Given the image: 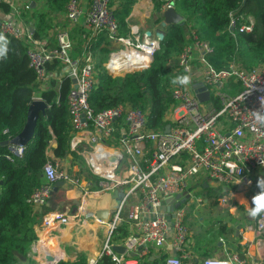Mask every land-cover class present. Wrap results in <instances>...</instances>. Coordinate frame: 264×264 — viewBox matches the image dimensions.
I'll return each instance as SVG.
<instances>
[{
	"label": "built area",
	"instance_id": "1",
	"mask_svg": "<svg viewBox=\"0 0 264 264\" xmlns=\"http://www.w3.org/2000/svg\"><path fill=\"white\" fill-rule=\"evenodd\" d=\"M2 2L5 0H0ZM172 8L174 0H167L161 10ZM17 17L0 21V33L26 46L28 67L35 74L39 90L46 88L52 75L56 77L47 72V66L54 62L61 66L58 80L75 81L67 95L73 130L70 151L84 166V172L78 170L72 174L58 162L47 161L42 169L44 183L27 203L36 209L43 207L57 182L69 189H82L78 214H48L41 227L55 231L73 225L81 230L90 222L104 230L106 238L101 252L86 264H96L101 257L113 264H147L155 260L157 254L150 249L162 248L170 233L174 255L166 257L163 264H183L188 258L187 201L171 213L162 209L166 199L177 195L190 198L191 182L197 184L203 177L223 189L219 201L227 207L234 205V191L248 190L252 199L261 194L257 180L264 177V123L256 120L255 113L264 112V62L246 69L232 59L226 68L218 70L208 61L212 53L209 43L188 30L187 44L172 65L181 76H190L191 82L198 69V80L188 85H172L173 106L167 112L169 123L166 125L169 129L153 131L147 126L145 112L123 105L97 112L90 106L89 96L95 88L97 70L91 47L99 38L104 37L119 47L101 64L107 76L117 71L107 68L112 55L116 54L129 52L134 57L145 56L148 62L141 68L148 66L159 48L156 38L141 39L135 30L121 35L109 0H88L86 6L83 0H69L64 15L69 30L56 34L52 46L34 39L31 29L21 25ZM81 25L89 31V38L82 45L80 57L76 58L69 32ZM230 26L233 29L234 23ZM253 27L254 20L248 16L239 31L250 33ZM194 84L206 88L207 101L199 102ZM36 101L42 100L34 97L32 102ZM23 152L24 147L8 148L4 159L12 163L14 158H21ZM119 189L124 198L107 222L98 220L94 212L85 208L87 195L113 193ZM122 226H126L127 235L121 243L123 253L117 254L112 250L110 237ZM241 231L264 235V212L242 223ZM38 242L37 237L26 255L27 260L38 264L67 261L63 252L39 250ZM47 258L52 260L48 262ZM202 264L263 263L249 261L242 251L229 253L226 262L207 258Z\"/></svg>",
	"mask_w": 264,
	"mask_h": 264
},
{
	"label": "trees",
	"instance_id": "2",
	"mask_svg": "<svg viewBox=\"0 0 264 264\" xmlns=\"http://www.w3.org/2000/svg\"><path fill=\"white\" fill-rule=\"evenodd\" d=\"M68 1L31 0L33 7L26 4L27 8L24 6L17 12L18 21L26 20L23 26L31 23L33 38L45 40L48 46H52L55 36L48 37L47 31L53 21L61 20L65 15L64 7ZM135 1L109 0L121 35H124L121 30L123 19ZM166 1L151 0L158 13ZM174 10L183 18V24L160 27L163 39L148 66L126 74L123 79H113L103 73L101 66H97L95 88L89 96V104L95 111L118 105L137 108L146 113L149 129H164L169 123L167 112L173 106L171 81L181 76L172 63L187 44L188 30L209 43L212 53L208 61L218 70L226 68L232 59L246 69L264 62V0H174ZM11 12L12 7L8 3H0V14L9 16ZM248 16L253 18L254 27L250 33L240 32L239 28ZM231 22L234 23L233 29ZM6 37L10 42L7 57L0 59V264H38L26 259L30 246L36 240L33 227L38 216L37 209L27 200L44 183L42 169L47 161L61 162L72 156L73 162L81 164L82 168L84 166L70 151L73 136L67 109L70 79L58 80L61 66L54 62L47 66V72L56 77L52 75L46 88L40 91L35 74L28 67L26 46ZM34 97L41 99L47 109L39 115L22 157L9 163L4 159L8 148L1 144L21 133ZM51 141L55 143L52 149ZM48 149L54 161L47 157ZM210 198L213 204L217 203L216 197ZM126 234L127 228L122 226L117 235L110 237V242ZM151 262L147 264H158ZM57 264H86V256L77 253ZM96 264L113 263L101 257Z\"/></svg>",
	"mask_w": 264,
	"mask_h": 264
},
{
	"label": "crops",
	"instance_id": "3",
	"mask_svg": "<svg viewBox=\"0 0 264 264\" xmlns=\"http://www.w3.org/2000/svg\"><path fill=\"white\" fill-rule=\"evenodd\" d=\"M87 1L88 0H83L84 6H86ZM5 2L8 3L11 7L12 3H16L18 6L20 4H26V0H5ZM28 3L30 5L33 4L31 1H29ZM17 10L12 8V12L14 13L11 12V14L9 16H6L5 19H10L12 17L15 18L17 12H20L21 9ZM161 13V9L159 13L154 10V6L151 0H136L127 16L123 19L124 27H121V30L123 32L122 34L126 36L130 31L135 30L138 31L139 35L141 36V39H155V34L157 32H160V23L162 21L160 20ZM62 20L65 24V29L69 30L64 16L59 21ZM26 27L31 29L32 31L31 23H27ZM147 32L150 33L149 36H147ZM69 33L73 42V55L77 58L82 52V44H84L86 39L89 38V31L81 25L80 27L71 29ZM47 36L50 37V35ZM109 48L111 49L110 53L116 50L115 48L119 49L118 46L112 45L104 37L99 38L98 42L91 47V53L93 54L97 66H101V64L106 61V59L110 55V53L108 52ZM123 61L125 63L124 59L117 60L118 63ZM198 77L199 71L197 69L192 79L193 83L198 80ZM54 144V141L50 142L51 149L54 147ZM47 157L52 161L55 160L53 158L51 150L49 149L47 150ZM54 162L57 163L58 160H55ZM63 163V165H65L63 169L68 170L69 173L76 174L79 170L78 165L73 162L72 156H68L63 161ZM73 163L76 166L73 167ZM210 189H220L221 192L219 197H216V204L212 203V198H209L211 199V201L209 200L207 201V203L214 205L219 210H226L230 218L226 222L218 221L216 223V226L219 227V235L224 238L225 241L221 240L222 238H218V242L215 243V249L209 248L206 252H202L197 245H192L193 241H190L188 236L186 249V252H188V258L186 260H183L182 263L202 264V262L207 259V257L216 258L220 261L226 262V256L229 253L244 251L249 261H254L257 263L262 262L264 264V235H258L254 232L241 231V224L246 223L252 219V217L248 215V209L253 207L254 205L252 204L253 199L248 190L241 189L234 191L233 204L235 205V207H233L234 205L227 207L226 205L221 204L219 202V198L223 195V189L216 187L203 179L199 180L197 184L192 182L190 193L204 192ZM81 190V188L69 189L64 186L57 193H52L50 198L44 204V206L37 209L38 216L35 217L36 223L33 228L35 231L36 239L38 237L39 240V250L41 248L43 252H63L68 259L72 258L76 253L67 254V252H88L86 254L84 253L86 256L87 263L89 259L96 258V252H101V248L103 246L102 244L106 238L104 230L94 227L91 223L85 224L84 227L87 226V228L81 230H78L77 228L73 227V225L57 229L55 231H46L41 227L42 220L48 214L62 213L71 216L78 214L79 203L80 199L82 198ZM206 194L207 196H210L209 192ZM111 196L112 193H103L100 195H87L84 200L85 208L88 211L94 213L97 211H107L108 213H112L115 208V201L112 199ZM76 203H78L77 207H75ZM73 210H75V213L73 212ZM126 210L127 208L125 209V211ZM211 214L213 213L211 212ZM110 216L111 215H109L108 220L110 219ZM115 235H117V233H115ZM126 235L122 236L121 238L115 241H112L111 243L114 245L113 247H122L121 243L122 240L126 237ZM99 238L101 241L99 240ZM171 241L172 234L170 233L167 242L163 245L162 248L157 250L154 248L150 249V252H157V254L155 255L156 258L152 262L163 264L164 259L166 257L174 255V251L171 249ZM210 246L213 247V245Z\"/></svg>",
	"mask_w": 264,
	"mask_h": 264
},
{
	"label": "rangeland",
	"instance_id": "4",
	"mask_svg": "<svg viewBox=\"0 0 264 264\" xmlns=\"http://www.w3.org/2000/svg\"><path fill=\"white\" fill-rule=\"evenodd\" d=\"M29 1H31V0H26L27 5L29 4L28 3ZM24 4H20L18 6L16 3H12V8H14L16 10L21 9L26 5V4L25 5ZM66 5L64 7L65 9H66ZM31 6H32V4H31ZM18 16H19V14H18ZM5 18H6V16L0 14V19L5 20ZM20 18H21V16H20ZM23 20L20 19L21 25L23 22L26 21V20L25 21H23ZM53 20H56V19H53ZM1 21H3V20H1ZM25 26H27V24H25ZM65 28L66 27H65V24L63 23V20L62 21L56 20V21H53L51 23V28L47 31V33L50 36L51 35L56 36V34L66 30ZM115 49L116 50H114V51L119 50L117 48H115ZM110 50L111 49L109 48V51H108L109 53H110ZM135 71H136L135 68H131V69L126 70L124 72L113 74L110 77L113 79H123L126 74L132 73ZM62 75H63V73H62ZM174 110H176V108ZM63 164H64L63 161L59 162V166H61L62 168H64V166H65ZM76 165H78L79 170L84 172V168L81 167L82 166L81 164L77 163ZM76 165H74V163L72 164L73 167ZM203 180H204V177H203ZM191 184H192V182H191ZM208 192H209L210 196H207L206 193H208ZM220 192H221L220 189H213V190L210 189V190H206L204 192H191V195H190L191 197L186 202L185 226L188 230L189 240L193 241L192 245L193 244L197 245L202 252H206L207 249H209V248L215 249V243L218 242L217 241L218 238H222L219 235V229H218L219 227L216 226V223L218 221L219 222L220 221L226 222L227 220L230 219L226 210H223V209L219 210L214 205L207 203V201H209V200L211 201V199H209L210 197H213V198L219 197ZM124 212H125V209H124ZM211 212L213 214H211ZM99 240H100V238H99ZM221 240L225 241L224 238H222ZM210 245H213V247ZM74 253H76V254L77 253H82V254L85 253L86 254L88 252H67V254H74ZM96 253L98 254L99 252H96ZM209 258H212V257H209ZM213 259H216V258H213ZM67 260H69V259H67Z\"/></svg>",
	"mask_w": 264,
	"mask_h": 264
},
{
	"label": "water",
	"instance_id": "5",
	"mask_svg": "<svg viewBox=\"0 0 264 264\" xmlns=\"http://www.w3.org/2000/svg\"><path fill=\"white\" fill-rule=\"evenodd\" d=\"M160 18L162 20L160 23L161 28H165L170 25H178V24L182 25L183 24V18L173 8L163 11L160 14ZM146 34L147 36L150 35L149 32H147ZM155 37L158 43H160L163 39V34L161 32H157L155 34ZM116 73L117 71L113 72V74H116ZM71 83L75 84V81L72 80ZM192 87H193L194 93L197 99L199 100V102H205L208 100V92L205 87L201 86L200 84H194ZM46 109L47 107L44 104V102L42 101L32 102L28 108L26 124L23 130L21 131V133L14 139L3 142L1 146H4V147L6 146L10 150H12L14 147L26 146V144L31 140L33 136L35 125L39 118V115H43ZM168 129H169L168 126H166L165 132H167ZM63 187L64 185L62 182L55 183L52 187V193H57ZM111 197L115 201L114 209H116L124 198L123 191L121 189L116 190L112 193ZM188 197L189 196L181 197L177 195L174 198L166 199L164 201L165 206L163 207L162 211L166 213H171L174 209L182 205L188 199ZM77 206H78V203L75 204V207ZM73 212L75 213V210H73ZM110 213H108L107 211H97L95 212V217L100 221L107 222ZM112 250L117 254H121L124 251L123 247H113ZM51 260H52L51 258H47L48 262H50ZM54 264H57V262H55Z\"/></svg>",
	"mask_w": 264,
	"mask_h": 264
},
{
	"label": "clouds",
	"instance_id": "6",
	"mask_svg": "<svg viewBox=\"0 0 264 264\" xmlns=\"http://www.w3.org/2000/svg\"><path fill=\"white\" fill-rule=\"evenodd\" d=\"M8 38L3 34L0 33V59H5L8 53V45H9ZM191 82V77L188 75L183 76H176L171 83L173 85L180 84V85H188ZM255 118L258 122L264 123V112H257L255 113ZM51 175V172H49ZM257 187L262 189L261 194L253 197L252 204L253 207L248 209V215L255 218L264 212V177H260L257 180ZM113 259H116L115 257Z\"/></svg>",
	"mask_w": 264,
	"mask_h": 264
},
{
	"label": "bare ground",
	"instance_id": "7",
	"mask_svg": "<svg viewBox=\"0 0 264 264\" xmlns=\"http://www.w3.org/2000/svg\"><path fill=\"white\" fill-rule=\"evenodd\" d=\"M118 59H124L123 62L118 63ZM148 62V59L145 56L138 55V56H133L131 53H121V54H116L112 55L110 59V63L107 65V68L110 69H116L117 73L124 72L126 70H129L131 68L139 69L142 66L146 65ZM122 63V64H121ZM90 224V222H89ZM96 227V226H94Z\"/></svg>",
	"mask_w": 264,
	"mask_h": 264
}]
</instances>
